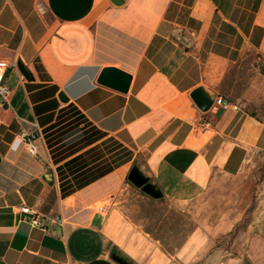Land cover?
<instances>
[{
  "label": "crops",
  "instance_id": "0c3cea01",
  "mask_svg": "<svg viewBox=\"0 0 264 264\" xmlns=\"http://www.w3.org/2000/svg\"><path fill=\"white\" fill-rule=\"evenodd\" d=\"M0 25V55L32 76L13 65L2 72L0 264H118L114 253L131 264H264L263 233L232 252L188 208L215 174L237 175L264 151V0H0ZM104 67L131 74L126 93L96 82ZM197 87L239 110L200 111ZM68 104L131 145L162 196L123 187L120 166L61 197L37 117ZM128 198L178 209L154 216L138 206L136 221Z\"/></svg>",
  "mask_w": 264,
  "mask_h": 264
},
{
  "label": "rangeland",
  "instance_id": "374dc122",
  "mask_svg": "<svg viewBox=\"0 0 264 264\" xmlns=\"http://www.w3.org/2000/svg\"><path fill=\"white\" fill-rule=\"evenodd\" d=\"M83 127V124H80L78 128L82 131ZM76 134L64 138L62 143L71 141ZM107 138L110 139L98 146L95 155L99 158L100 165H104L109 160L113 162L122 159L125 155L124 148L130 152V160L120 165L124 167L122 184L126 187V183L130 184L126 179L129 169L135 161H141V159L131 145H124L116 138L109 136H105L103 140ZM248 160L237 175L215 174L199 200L188 206L189 209L199 211V224L217 229L215 230L217 243L232 252L235 248L244 247L252 231L264 234V151L253 153ZM128 191L127 197H133L131 196L133 191L130 188ZM138 206L154 216L161 215L162 211L167 209L172 211L178 209L177 205L169 203L143 204L138 199L128 198L124 210H129L128 213L136 221L139 217L133 210ZM189 221L194 223L195 219L191 218ZM188 225L190 226V223Z\"/></svg>",
  "mask_w": 264,
  "mask_h": 264
},
{
  "label": "trees",
  "instance_id": "16d2710c",
  "mask_svg": "<svg viewBox=\"0 0 264 264\" xmlns=\"http://www.w3.org/2000/svg\"><path fill=\"white\" fill-rule=\"evenodd\" d=\"M37 121L52 162L56 165L61 197L83 188L130 160V152L124 148L122 159L109 160L100 165L96 150L110 138L103 140L106 135L87 122L70 104L37 117ZM80 124L84 126L82 131L78 128ZM74 134L76 136L71 141L62 143L64 138Z\"/></svg>",
  "mask_w": 264,
  "mask_h": 264
},
{
  "label": "water",
  "instance_id": "95a60500",
  "mask_svg": "<svg viewBox=\"0 0 264 264\" xmlns=\"http://www.w3.org/2000/svg\"><path fill=\"white\" fill-rule=\"evenodd\" d=\"M110 1L114 5H120L122 3V0ZM16 66L27 80L32 79L30 72L20 61H17ZM96 82L114 91L126 93L131 82V74L117 67H104L101 69ZM190 97L197 108L202 112H205L210 108L214 98L213 95H208L202 87L195 88L190 93ZM58 98L62 103H65L68 100L63 92H59ZM126 179L139 191L153 199H158L162 196L160 190L152 184L149 178L142 171L140 161H135V163L131 166ZM112 258L118 264H131L128 260L116 253L112 255Z\"/></svg>",
  "mask_w": 264,
  "mask_h": 264
},
{
  "label": "built area",
  "instance_id": "2783aa9c",
  "mask_svg": "<svg viewBox=\"0 0 264 264\" xmlns=\"http://www.w3.org/2000/svg\"><path fill=\"white\" fill-rule=\"evenodd\" d=\"M16 63L17 61L13 57L7 55H0V107L7 103V98L9 95V89L3 83H1L3 69L8 65L16 66ZM209 109L214 111L221 110L224 112L229 110L237 111L239 110V105L236 103H232L229 99L223 96L216 95L214 96ZM20 140L25 143L28 151L31 154L36 152L35 146L33 145L31 139L26 133L23 132L20 134ZM20 211L27 215L26 220L31 226L44 229L43 224L40 223L37 219V213L33 209L27 206H23L20 208ZM54 220L56 222H61L60 219H57L56 217L54 218Z\"/></svg>",
  "mask_w": 264,
  "mask_h": 264
}]
</instances>
